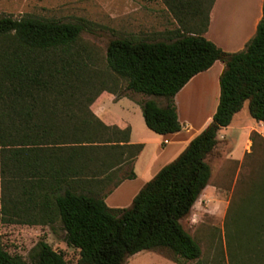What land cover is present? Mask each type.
<instances>
[{
	"label": "trees",
	"instance_id": "1",
	"mask_svg": "<svg viewBox=\"0 0 264 264\" xmlns=\"http://www.w3.org/2000/svg\"><path fill=\"white\" fill-rule=\"evenodd\" d=\"M167 2L176 14L191 8L198 21L193 27L185 25L169 40H110L104 77L103 71L89 75L91 56L79 47L86 28L83 23L0 16V264H70L63 252L44 239L31 249L30 260L11 254L3 242L4 225H50L57 219L68 245L79 249L77 264H125L143 250L166 252L178 264L202 263L199 240L182 220L210 184L209 156L218 147L221 128L231 124L247 101L251 116L264 122V0L255 34L235 52L204 36L215 0L206 10L207 0ZM217 61L224 68L212 120L143 185L129 206L110 207L105 197L112 190L99 195L91 189H75L81 183L105 181L95 169L97 164L107 153L114 154L119 139L130 138V128L108 126L92 111L101 92L147 96L138 103L149 129L176 133L183 128L177 93ZM106 76L115 82L126 80L125 93L106 87ZM151 96L165 97V106ZM110 129L120 136H106ZM251 139L252 149L243 161L253 153L256 141L258 151L264 145L257 132ZM135 147L133 156L143 144ZM259 167L264 198V163ZM135 176L131 170L115 186ZM63 185L68 187L59 193ZM239 203L227 241L228 264H264V200Z\"/></svg>",
	"mask_w": 264,
	"mask_h": 264
},
{
	"label": "rangeland",
	"instance_id": "2",
	"mask_svg": "<svg viewBox=\"0 0 264 264\" xmlns=\"http://www.w3.org/2000/svg\"><path fill=\"white\" fill-rule=\"evenodd\" d=\"M209 4L210 0H207L204 10ZM190 9L186 8L182 13L176 14L169 7L167 0H0V16L9 15L15 18L33 16L83 23L86 28L82 32L79 47L85 49L91 56L88 60L89 75L94 76L96 71H103V77L104 74L107 75L105 58L110 40L122 37H137L151 41L169 40L179 30H184L185 25L193 27L198 21V17L192 16ZM105 78L106 87L117 90L120 95L125 93L126 80L119 78L115 82L107 76ZM99 89H92V93L95 94ZM126 93L136 102L147 98L132 92ZM151 98L160 106L166 104L165 97ZM249 113L247 101L241 110L240 120H236L235 125L245 122L244 117L247 118L248 115L250 117ZM198 116L201 118V112ZM252 123L256 124V121L253 120ZM246 132L247 130H239L233 143L221 141L209 156L212 167L210 185L197 200L190 215L182 220L184 227L198 238L203 250L202 263L191 261L189 264H227L226 256L229 250L226 245L234 230L239 202L246 200L253 205L264 200L259 187L262 184L261 175L257 178L259 165L264 163V145H261L258 151L259 143L256 141L253 153L246 160H235L239 159L243 152ZM117 135L120 136V133L114 129L106 133V136ZM223 135L230 134L227 130H222L220 138ZM127 173L128 170L125 174H119L108 186L102 187L92 182L74 187L78 192H88L91 189L101 195L113 189L117 181ZM64 189L65 185L58 192L63 193ZM1 231L7 250L11 254L21 255L26 260H30L31 249L41 239L47 241L55 250L63 252L70 264H77L80 258L79 249L66 242V232L58 219L50 225L8 224L4 225ZM222 257L225 259L221 260ZM125 264L177 263L171 260L166 252L146 250L131 256Z\"/></svg>",
	"mask_w": 264,
	"mask_h": 264
},
{
	"label": "crops",
	"instance_id": "3",
	"mask_svg": "<svg viewBox=\"0 0 264 264\" xmlns=\"http://www.w3.org/2000/svg\"><path fill=\"white\" fill-rule=\"evenodd\" d=\"M262 6L263 0H215L210 12V23L204 36L225 51L241 50L256 32L257 24L262 17ZM223 68L224 64L221 61L215 62L211 68L195 75L177 93L175 99L183 128L176 133L158 134L149 129L145 123L141 105L132 98L117 96L107 90L99 94L91 105L92 111L108 126H117L120 130L130 128L129 140L119 139L116 154H108L102 163L97 164L95 169L101 178H105L100 185L102 187L110 185L119 174H125L126 170L128 172L133 170L136 175L135 178L122 180L111 189L112 192L105 197L110 207L129 206L143 185L163 166L174 160L191 139L212 120L219 103V77ZM200 112L201 118L198 116ZM240 114L241 111L236 113L231 124L219 131L220 134L222 130H227L230 134L223 135L221 138L219 136V143L221 141L233 143L235 134L239 130H247L243 152L241 157L235 160H243L245 154L251 151L253 132H257L264 138V122L256 120L249 113L250 117L249 115L247 118L244 117L245 122L235 125V121L240 120ZM253 120L256 124L252 123ZM138 144H143V148L136 156H133L135 146ZM66 174H70L69 170ZM66 187L68 185H65ZM144 251L146 250L136 254ZM226 258L228 264V254Z\"/></svg>",
	"mask_w": 264,
	"mask_h": 264
}]
</instances>
